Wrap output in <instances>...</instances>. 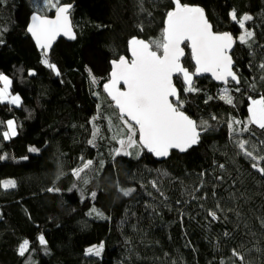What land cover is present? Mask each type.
Instances as JSON below:
<instances>
[{
  "label": "trees",
  "instance_id": "16d2710c",
  "mask_svg": "<svg viewBox=\"0 0 264 264\" xmlns=\"http://www.w3.org/2000/svg\"><path fill=\"white\" fill-rule=\"evenodd\" d=\"M58 3L74 5L76 32L73 42L59 40L47 57L59 76L42 63L43 51L27 33L33 13L52 15L55 9L45 0H0V73L9 76L11 92L22 99L20 107L0 103V155L8 157L0 160V181L17 182L14 189L0 187V264H264V175L234 143L246 139L261 152L264 130L250 125L249 132L233 137L227 127L229 119L243 127L249 97L264 96L259 68L264 62V0H182L202 7L215 31L235 38L244 30L230 12L235 9L238 18L251 15L246 27L255 37L251 46L236 40L233 57L240 83L231 86L240 91L233 105L219 99L221 85L210 77L196 80L199 92L182 93V110L212 128L198 146L166 160L148 151L139 158L114 155L117 147L110 141L107 120L116 110L103 85L110 79L111 61L129 56L130 38H161L174 0ZM186 51L184 65L195 71L191 51ZM175 84L181 90L185 86L181 76ZM225 106L232 118L223 113ZM11 119L18 134L4 140ZM94 128L99 135L93 145L88 141ZM31 147L39 151L30 152ZM89 159L93 165L83 174L84 184L71 170ZM129 188L135 191L123 196L120 189ZM93 207L105 218L89 215ZM209 209L220 218L213 221ZM41 234L47 245L39 243ZM25 239L29 251L20 257L18 246ZM101 242L99 257L85 254ZM233 249L244 256L243 262Z\"/></svg>",
  "mask_w": 264,
  "mask_h": 264
},
{
  "label": "snow or ice",
  "instance_id": "6c2138e0",
  "mask_svg": "<svg viewBox=\"0 0 264 264\" xmlns=\"http://www.w3.org/2000/svg\"><path fill=\"white\" fill-rule=\"evenodd\" d=\"M45 4L55 9V18L49 19L46 16L33 15L27 32L34 38L38 48L43 50L42 63L59 76V69L47 58L48 50L52 47L56 37L61 34L69 39L76 38L69 18V10L72 5H61L58 0L56 3L53 0H45ZM230 17L244 30L235 39L231 33L213 31V26L209 23L202 7L190 6L182 3V0H174L173 9L166 14L161 38L148 41L135 36L130 38L128 41L130 58L121 55L119 59L111 61L110 79L103 85L118 110V119L121 125L116 128V135L111 137L120 146L114 150L115 156L135 155L139 158L143 149H147L156 157H167L172 149L186 152L200 143L203 133L211 130L212 126L207 121L198 123L182 110L184 101L181 99V95L182 93L200 91L195 87L193 80V76L198 74L211 73L215 80L222 81L225 85L229 83V79L236 84L240 83L237 73L233 71L234 61L231 50L236 40L241 44L251 46L255 33L246 27V22L252 20L253 17L243 14L238 18L235 9L230 12ZM3 43L4 40L0 39V44ZM182 45L191 50V57L196 66L195 73H190L181 63V59L185 56V49ZM259 68L264 71V62L260 63ZM29 75H34V73L30 72ZM174 76H182L185 85L182 90L174 84ZM261 79H264V76ZM0 82L3 84L0 87V103L20 105L21 97L9 92L12 83L9 77L0 73ZM92 82L96 83L95 77L92 78ZM121 84L124 86L123 90L119 87ZM235 91L238 92L240 89L237 87ZM211 99L213 97L209 96L208 100ZM219 99L228 105L234 103L228 87L221 90ZM249 99L248 112L250 115L243 127L237 128L241 121L235 119L227 122L230 135L233 137L238 133L249 132V125H255L264 130V96L258 99L249 97ZM212 119L216 120L217 117L212 116ZM109 122L111 123V120ZM6 127L7 130L2 133L4 140H9L17 135L15 121L8 120ZM98 135L99 128H94L92 139L88 143L94 145ZM234 143L245 157L254 161L251 167L264 175V166L259 163L264 161V155L261 154L264 152V148L261 149V152H257L256 145L250 146V141L242 138L234 139ZM261 144L264 145V141H261ZM29 151L38 152L39 149L31 147ZM7 158V155H0V160ZM23 159H27V157ZM81 159L83 160V158ZM100 164L103 167L102 161ZM92 165L93 160H86L82 166L72 169L71 174L77 180L87 184L88 180L83 174ZM219 167L223 168L224 165H219ZM63 175L64 173L61 172L57 179ZM201 175L204 174L201 173ZM152 184L153 187H156L155 181ZM0 187L4 190L14 189L17 187V182L15 179L2 180ZM76 187L77 185L74 183L73 188ZM48 191H59V189L49 188ZM120 191L123 196L128 197L135 189H120ZM90 195L92 199H95L97 193L92 192ZM216 208L220 209L219 203ZM220 210L222 211V209ZM88 214L105 218L104 214L94 207ZM208 216L213 221L220 218L217 211L213 209L208 210ZM260 224L264 228V218H260ZM224 235L229 236L230 233L225 232ZM38 241L41 245H47L43 234L38 237ZM29 245L30 242L27 239L19 244L18 254L21 257L29 251ZM103 250L104 244L101 242L99 245L88 247L85 254L99 257ZM233 255L241 262L244 261V256L236 249H233Z\"/></svg>",
  "mask_w": 264,
  "mask_h": 264
},
{
  "label": "water",
  "instance_id": "95a60500",
  "mask_svg": "<svg viewBox=\"0 0 264 264\" xmlns=\"http://www.w3.org/2000/svg\"><path fill=\"white\" fill-rule=\"evenodd\" d=\"M63 5H67V4H63ZM72 5V7H71V9L69 10V18H70V20H71V24H72V28H73V32L75 33V35H76V32H75V29H74V26H73V22H72V18H71V11H72V9H73V4H71ZM188 5H190V6H197V5H194V4H188ZM200 7V6H199ZM205 11V10H204ZM33 15H40V16H42V17H47V18H49V19H54L55 18V15H56V11H54L53 12V15H41V14H38V13H33L32 15H31V17H30V20H29V23H28V26H29V24L31 23V18H32V16ZM205 15H206V17H207V19H208V21H209V23L212 25V23H211V21L209 20V17H208V15H207V13H206V11H205ZM27 26V27H28ZM213 26V25H212ZM213 31H215L214 30V28L212 29ZM215 32H220V31H215ZM28 33V32H27ZM28 35L32 38V40H33V42H34V44L36 45V43H35V40H34V38L31 36V34L30 33H28ZM234 37V36H233ZM139 38V37H138ZM61 39H64V40H66V41H68V42H73L75 39H69L67 36H64V35H59V36H57L56 37V39L53 41V43H52V47L48 50V55L51 53V51L53 50V48L55 47V45L58 43V41L59 40H61ZM140 39H143V38H140ZM234 39H235V37H234ZM145 40V39H144ZM147 41V40H146ZM36 47H37V49L39 50V51H43V50H41L40 48H38V46L36 45ZM182 47H184V49H185V56L181 59V63H182V65L185 67V68H187L185 65H184V59H185V57L187 56V51H186V47H185V45H182ZM235 47H236V43L234 44V46H233V48H232V50H231V55H232V58H233V61H234V66H233V71L234 72H236L235 71V66H236V62H235V60H234V57H233V52H234V50H235ZM190 49V48H189ZM191 51V50H190ZM125 57H128V58H130V53H129V56H125ZM193 63H194V66H195V62H194V60H193ZM188 70H189V72L190 73H195L196 72V66H195V71H191L189 68H187ZM112 72V64H111V71H110V73ZM176 77H178V76H174L173 77V82H174V84H175V78ZM182 77V76H181ZM203 77H210L216 84H218V85H225L222 81H217V80H215V78L211 75V73H203V74H198V75H194L193 76V80H194V84H195V82H196V80L197 79H199V78H203ZM239 77V76H238ZM229 82H234V81H231V79H229ZM176 85V84H175ZM119 87H121V89L123 90V84H121V85H119ZM178 88V87H177ZM179 89V88H178ZM105 91V90H104ZM105 93H106V95L108 96V94H107V92L105 91ZM109 97V96H108ZM110 98V97H109ZM111 99V98H110ZM112 101V100H111ZM113 102V101H112ZM114 103V102H113ZM114 106H115V104H114ZM184 111V110H183ZM185 113L187 114V115H189L190 117H191V115L190 114H188L186 111H185ZM192 119H194V120H196L195 118H193V117H191ZM197 121V120H196ZM199 144V143H198ZM198 144L196 145V146H198ZM196 146H194V147H196ZM172 150H177V151H179L178 149H172ZM180 153H182V154H184V153H186V152H181V151H179ZM170 154H171V150H170V153H169V156H170ZM169 156H167V157H160L162 160H166V159H168L169 158Z\"/></svg>",
  "mask_w": 264,
  "mask_h": 264
},
{
  "label": "rangeland",
  "instance_id": "374dc122",
  "mask_svg": "<svg viewBox=\"0 0 264 264\" xmlns=\"http://www.w3.org/2000/svg\"><path fill=\"white\" fill-rule=\"evenodd\" d=\"M241 35V34H240ZM239 37V36H238ZM159 39V38H158ZM6 75V74H5ZM9 77V76H8ZM10 79V78H9ZM97 82V81H96ZM3 86V84H2V82H0V87H2ZM11 87V86H10ZM225 87H228L229 88V90H230V92H231V95L233 96V100H235V98H236V93H237V91H235V89L236 88H234V87H232L231 86V84H227V85H221V87L219 88V93H218V95H220V93H221V90L223 89V88H225ZM9 92L12 94V95H19L18 93H13V92H11V89L9 88ZM20 96V95H19ZM259 97H261V96H258L256 99H258ZM5 103H7V102H5ZM10 104V103H9ZM21 104H22V99H21ZM21 104L20 105H14L15 107H20L21 106ZM10 105H13V104H10ZM113 104H112V102H111V104H110V106H112ZM250 115V114H249ZM249 115H248V117H249ZM111 118L109 119V120H111L113 123H114V125H115V127H114V125L111 127L110 125H109V129H110V131H111V133H112V135H111V137L112 136H114V135H116V128H119V127H121V125H120V121H119V119H118V113H116V111H113V112H111ZM248 117L246 118V119H244V121H245V123L247 122V120H248ZM11 120H13V119H11ZM14 121V120H13ZM15 125H16V122H15ZM17 129V128H16ZM245 133V132H244ZM111 137H110V141L111 142H114L115 144H116V147L118 148V147H120L119 146V144L117 143V141L116 140H113V139H111ZM119 138V137H118ZM116 149V148H115ZM114 153V152H113ZM115 155V154H114ZM83 163V162H82ZM80 166H82V164L80 163ZM79 167V166H78Z\"/></svg>",
  "mask_w": 264,
  "mask_h": 264
},
{
  "label": "bare ground",
  "instance_id": "6f19581e",
  "mask_svg": "<svg viewBox=\"0 0 264 264\" xmlns=\"http://www.w3.org/2000/svg\"><path fill=\"white\" fill-rule=\"evenodd\" d=\"M42 6H44V5H42ZM254 99H256V98H254ZM115 110H116V112L118 113V110L116 109V107H113ZM225 112H228V118H232V113H230V110H229V108L227 107V106H225V107H223V113H225ZM229 120H232V119H229ZM228 120V121H229ZM110 120L108 119L107 120V124H109L111 127L114 125V123L111 121V123L109 122ZM227 121V122H228ZM244 123H245V121H243V125H244ZM250 126V125H249ZM17 134H18V131H17ZM111 135H112V133H111ZM13 138V137H12ZM10 140V139H9ZM232 140V139H231ZM192 149V148H191ZM190 150V149H189ZM188 150V151H189ZM144 151H147V149H143L142 151H141V153L142 152H144ZM187 151V152H188ZM174 152H177V153H180L179 151H177V150H171V154H170V156L174 153ZM180 154H182V153H180ZM169 156V157H170ZM18 252V251H17ZM19 255V254H18ZM20 256V255H19ZM21 257V256H20Z\"/></svg>",
  "mask_w": 264,
  "mask_h": 264
},
{
  "label": "flooded vegetation",
  "instance_id": "af4514ba",
  "mask_svg": "<svg viewBox=\"0 0 264 264\" xmlns=\"http://www.w3.org/2000/svg\"><path fill=\"white\" fill-rule=\"evenodd\" d=\"M51 14L53 15V13H51ZM228 84H232V83H231V82H229ZM112 104H113V107H115L113 102H112ZM158 158H160V157H158ZM160 159H161V158H160Z\"/></svg>",
  "mask_w": 264,
  "mask_h": 264
}]
</instances>
